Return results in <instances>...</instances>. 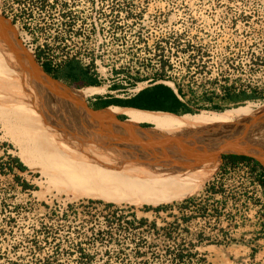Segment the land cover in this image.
<instances>
[{
	"label": "rangeland",
	"instance_id": "374dc122",
	"mask_svg": "<svg viewBox=\"0 0 264 264\" xmlns=\"http://www.w3.org/2000/svg\"><path fill=\"white\" fill-rule=\"evenodd\" d=\"M0 11L40 67L76 60L101 76L105 86L93 87V96L113 87L129 97L163 80L200 95L254 94L264 102V0H0ZM40 110L55 129L61 117ZM14 119L0 117V264H264V222L258 231L241 202L237 184L245 177L222 169L230 158L158 204L75 199L68 191L76 183L64 172L76 168L71 156L60 153L64 165L53 171L60 180L50 183L25 164L13 133L30 150L35 132ZM257 120L235 132H264V116ZM43 156L36 162L50 164Z\"/></svg>",
	"mask_w": 264,
	"mask_h": 264
},
{
	"label": "bare ground",
	"instance_id": "6f19581e",
	"mask_svg": "<svg viewBox=\"0 0 264 264\" xmlns=\"http://www.w3.org/2000/svg\"><path fill=\"white\" fill-rule=\"evenodd\" d=\"M9 44L8 37L0 29V117L4 121L7 116H13L16 118L14 120L22 121L27 127H31L30 130H34L33 149L26 150L19 142L17 134L13 133V140L21 147V156L25 164L31 169L39 170L50 183L55 186L59 183L60 178L54 173L59 169L56 165H64L60 156L61 152L70 155L76 166V168H69L64 165L65 174L74 179V182L72 181L74 185L76 183V186H71L68 191L75 199L100 197L117 201L158 204L184 195L205 179L206 166L212 163L201 166L191 165L181 170L168 168L146 157L113 148L109 145L110 137L118 134L106 122L92 125L80 121L83 124L78 123L80 124L78 129L71 119L61 117L60 130L66 134H54L52 130L55 131L56 128L52 127L47 116L45 120L43 119L45 112L42 114L40 112L42 103L36 98L34 90H31L30 80L20 60L10 53ZM15 90L18 91L14 92ZM79 91L60 87L61 94L76 105H86L82 98L93 96L98 90L87 87L81 89V93ZM13 93L16 94L15 99ZM118 113L128 116L126 125L134 129L136 133L139 131L143 134H154L167 141L192 138L208 141L220 134L245 135L235 130L242 131L248 121H255L264 116V102L249 101L243 106L228 109L221 114L202 111L183 116L112 106L104 111V116L114 120ZM142 122L152 123L157 129H140L139 124ZM256 125L258 126V123ZM21 129L23 131V128ZM168 130L177 134L166 135ZM24 134L19 135L24 136ZM32 135L30 133V136ZM26 136L29 137L28 134ZM42 154H44L42 158L47 155L50 164L36 162L38 156ZM213 167L215 170L216 165ZM178 173L181 174L177 175ZM171 174L174 176L172 177ZM207 181L195 189L190 196L203 188Z\"/></svg>",
	"mask_w": 264,
	"mask_h": 264
},
{
	"label": "water",
	"instance_id": "95a60500",
	"mask_svg": "<svg viewBox=\"0 0 264 264\" xmlns=\"http://www.w3.org/2000/svg\"><path fill=\"white\" fill-rule=\"evenodd\" d=\"M0 29L8 37L10 53L20 60L38 100L55 119L58 117L71 119L78 129H80L78 123L93 125L106 122L118 134L110 137L109 145L113 148L146 157L168 168L183 170L191 165L201 166L210 163L219 166L221 161L228 156H245L257 160L264 166L263 131H249L240 136L220 134L208 141H201L198 138L167 141L156 135L140 136L142 133L130 130L126 122L112 121L105 117V110L96 112L86 105L74 104L61 94V86L56 85L57 83L45 72L44 68L36 63L33 55L19 39L15 25L2 14H0ZM59 119L56 121L55 128L59 134H66L60 130Z\"/></svg>",
	"mask_w": 264,
	"mask_h": 264
},
{
	"label": "crops",
	"instance_id": "0c3cea01",
	"mask_svg": "<svg viewBox=\"0 0 264 264\" xmlns=\"http://www.w3.org/2000/svg\"><path fill=\"white\" fill-rule=\"evenodd\" d=\"M44 70L61 87L79 90L87 87L105 86V81L101 76L93 74L76 60L69 61L59 68L47 66ZM119 91L121 90L112 87L111 90L108 89L105 94L90 97L87 100L86 106L89 107L90 110L96 112L104 111L110 106H117L121 108L185 115L196 114L202 109L209 111H225L248 101L244 97L246 94L227 93L220 96L209 94L200 95L193 91L186 90L181 85L164 81L153 82L137 94L129 97L116 94ZM117 101L125 102L128 106L117 105L115 104ZM127 120L128 117L126 115H119L112 121L127 122ZM151 128L149 124L140 126V129ZM131 130L134 131V129ZM146 135L148 134H140V136ZM252 161L259 167L260 179L264 185V166L255 159H252Z\"/></svg>",
	"mask_w": 264,
	"mask_h": 264
},
{
	"label": "built area",
	"instance_id": "2783aa9c",
	"mask_svg": "<svg viewBox=\"0 0 264 264\" xmlns=\"http://www.w3.org/2000/svg\"><path fill=\"white\" fill-rule=\"evenodd\" d=\"M222 169L229 175L240 174L245 177L241 181H238L237 190H244L243 195L240 196L242 199L241 202L246 201V203L249 204L252 212V216L250 217L251 221L254 223L255 227H258V231H263L264 185L260 179L259 167L253 161L237 160L223 163Z\"/></svg>",
	"mask_w": 264,
	"mask_h": 264
},
{
	"label": "trees",
	"instance_id": "16d2710c",
	"mask_svg": "<svg viewBox=\"0 0 264 264\" xmlns=\"http://www.w3.org/2000/svg\"><path fill=\"white\" fill-rule=\"evenodd\" d=\"M246 100H256L257 97L254 94H246V96H244ZM115 104L117 105H122V106H128L127 103L125 102H115ZM226 158H230L233 161H237V160H252L251 158L245 157V156H228ZM13 161L16 163V165L18 166V168H20L21 170H26V167L24 166V164L19 160V159H13ZM11 171H14V168H11ZM23 186L25 188H29L31 187V185H29L28 183H23ZM161 209V208H159ZM145 220H143L142 222H144Z\"/></svg>",
	"mask_w": 264,
	"mask_h": 264
}]
</instances>
